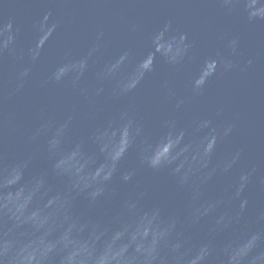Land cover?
Wrapping results in <instances>:
<instances>
[{
    "label": "water",
    "instance_id": "obj_1",
    "mask_svg": "<svg viewBox=\"0 0 264 264\" xmlns=\"http://www.w3.org/2000/svg\"><path fill=\"white\" fill-rule=\"evenodd\" d=\"M0 264H264V0H0Z\"/></svg>",
    "mask_w": 264,
    "mask_h": 264
}]
</instances>
